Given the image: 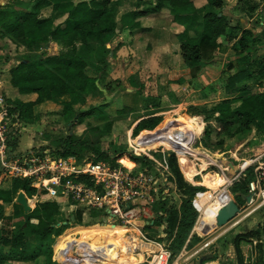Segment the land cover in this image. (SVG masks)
I'll list each match as a JSON object with an SVG mask.
<instances>
[{
	"label": "rangeland",
	"instance_id": "374dc122",
	"mask_svg": "<svg viewBox=\"0 0 264 264\" xmlns=\"http://www.w3.org/2000/svg\"><path fill=\"white\" fill-rule=\"evenodd\" d=\"M236 1L225 0L222 12L227 16L229 24L235 27L233 33L237 40L242 36L246 27L255 30L254 34L257 35L253 41L255 40V43L259 46L257 52L248 61L240 62L244 58V54L241 53L239 43L237 41L229 43L228 38L225 37V39H222L224 43L218 44L207 51L205 61L209 63L211 58L214 60L212 62L214 67L212 73L211 71L203 72L201 68H198V87L193 88L198 89L197 93L186 99L184 97V99L171 97L167 80L164 85L162 80L159 87L156 79L149 80L148 85L143 83L145 87L143 86L142 95L134 101L135 109L139 113L130 115L127 109L119 113L116 105L115 109H112V115L115 118L113 131L102 140V149L112 154V156L127 150L135 156H144L150 160V162L145 163L137 162L131 170L152 176L154 183L159 186V198L152 205L153 216L146 217L144 225L140 221H136V226L131 227H140L141 237L144 241L153 243L159 246L161 251L166 252L169 259L168 264H201L204 259L212 257H217V262L214 264H238L233 247L235 241H239L241 244L243 264H264V182L260 181L256 191L252 192L250 189V184L256 182L260 177L259 172H261V169L264 170V111L257 115L260 120L259 125H253L250 131L242 132L233 139H224L223 146L220 148L214 146L217 142L215 138L211 142H207L203 138L204 119L206 118L209 124L215 126V118L218 115H215V111H220L226 107L225 100L229 98V95L225 92V86L231 75L240 70H246L249 73V80L240 84L239 86H242L240 88L244 89L250 86L255 89L254 91H264V89L258 88L261 81L260 72L264 67V31L262 30L264 28V0H251L262 6L261 9H257L258 11H254L253 16L250 14L249 20H244L243 24L240 22V8L236 5ZM69 5L73 4H66V6ZM141 5L140 0L127 1V7L132 6L131 10H133V13L129 14L143 12ZM166 11L169 12V9H166ZM169 19L170 16L163 21L162 25L164 27ZM253 41H250V43L253 44ZM7 45L5 48L0 49L4 55V60L9 61L11 58H15L17 61L21 60L24 51L16 48L9 41ZM216 48H219L221 52L212 55ZM230 64H233V69H230ZM104 76L99 85L103 92H107V95H105L106 101L108 99L111 101L123 84L108 73ZM124 85L127 88L128 84L124 83ZM182 101L195 102L194 109H190L193 107H188L189 104L182 107L176 106ZM119 106L121 109L124 108L121 103ZM148 106H160L164 120L158 128L150 132L145 131L136 141L137 137H130V127L135 120V116L148 114L145 111ZM193 113H196L194 115L197 116H193ZM129 118H132V120H129ZM108 120L109 118L104 119L105 124ZM51 123H53V120H51ZM99 126L104 128V123L99 124ZM82 131L81 128H77L76 134L88 141L87 136L84 137ZM30 132V135H33L32 131ZM92 138H95L93 143L99 140L98 135H94ZM54 139L56 138L51 137L49 140ZM79 152H81L79 153L81 157L79 159L83 160L88 157L89 160L94 161L87 150L83 149ZM172 155L176 156L178 166L183 171L184 180L192 185L204 186L207 190V192L197 194L193 199L195 208L199 210L200 220L202 218L208 219L203 214L205 207L222 191H227L233 183L242 182L248 188L247 194L242 196V202L240 203L228 190L229 196L231 195L230 207L236 206L237 212L232 214L225 207V209L222 208L221 213H219L222 214L219 221L205 225L203 232L207 235L200 234L203 237L200 242L195 241L190 236L184 247L177 251L175 255H172L168 249L169 242H161V238L165 237L163 226H167V224L163 222V226H160L158 214L164 206L169 208L174 204L179 208L182 200V193L177 188L176 182L169 180L167 177L174 178L169 167ZM109 161L111 160L109 159ZM121 164L125 166L124 163ZM125 167L130 168L131 166ZM27 195L31 197L30 194ZM63 200L62 203L64 204L61 207L57 221L59 224L65 221L70 224L65 226H59L58 224L57 227H53L54 230L60 229L62 231L59 238H56L58 237L57 234L53 233L54 257L60 263L68 264L67 259L70 257L69 264H117V262L119 264H153L155 253H143L147 256L145 260L141 257H139L141 260H136L134 255H140L141 252L130 251V247L134 243V234L139 235L135 229L126 227L115 230L110 226L108 228L104 226L72 228L71 212L75 209V206L71 201ZM4 204V201H0V236L7 230L18 232L24 227L22 209L14 206L11 210H7ZM67 205L71 206L68 207ZM100 214L101 212L97 211V217ZM102 217L104 216L101 215ZM149 221L156 222L155 226H150ZM25 232L28 234L26 230ZM75 234H80V237L76 238ZM68 240L71 242L78 240L79 245L78 243L69 244L67 243ZM94 240L95 242L104 240V243L97 245ZM28 248L29 257L31 261L35 262L34 264L47 262L46 258L38 256V249L35 244L29 243ZM92 250L99 254V260ZM209 263L212 264V262ZM8 264L16 263L10 261Z\"/></svg>",
	"mask_w": 264,
	"mask_h": 264
},
{
	"label": "trees",
	"instance_id": "16d2710c",
	"mask_svg": "<svg viewBox=\"0 0 264 264\" xmlns=\"http://www.w3.org/2000/svg\"><path fill=\"white\" fill-rule=\"evenodd\" d=\"M54 0H17L14 4L6 3L0 6V43L1 48H5L4 41L9 39L17 48L26 51L17 67L10 71V83L21 95L36 94L37 100L33 103H22L19 101L7 102L11 112L17 114L21 119L33 111L36 104L45 100H53L62 95H71L73 102L80 96L89 93H101L100 77L91 78L85 73V69L90 67L97 73H107V59L111 50L107 49L105 41L115 36L117 24L115 21V10L123 0H78L79 3H72L66 9L62 4H55ZM156 6L151 9L153 12H160L169 9L173 16V30L180 43V55L185 67L197 72L206 57L207 51L212 45L204 42L201 35L194 34L199 21H202V34L209 39H219L226 37L229 43L237 41L241 48L244 58L240 62H246L257 52L259 46L253 39L257 34L251 30H244L242 36L238 38L234 35L235 27H232L227 16L222 12L225 0H207L204 8L205 15L200 17V10L196 8L191 0H155ZM67 4V3H66ZM53 6L55 12L68 15L67 27L55 26L54 18L43 17V11ZM238 6L253 10L255 6L251 0H238ZM145 13L134 14L135 19ZM179 29H181L179 31ZM98 41L101 46L93 49L88 41ZM51 41L61 43L63 49L57 56L47 57L44 49ZM253 41V44L250 43ZM78 43H81L85 51L89 53L88 58L80 56ZM230 64V69H233ZM193 72V73H194ZM261 81L258 88L264 89V67L260 72ZM249 80V73L240 70L231 75L227 80L225 92L229 98L225 100L226 107L220 111H215L216 125L213 126L205 121L203 138L207 142L216 139V147L223 146L224 139H233L242 132L252 129L255 124H260L257 117L258 113L264 111V91H254L252 87L240 88V84ZM174 84L180 85V83ZM106 106V104H104ZM65 108L71 109V104H66ZM190 109H194L190 108ZM189 109V110H190ZM126 108L121 111L124 112ZM120 113V112H119ZM196 113H198L196 111ZM196 113H193L196 114ZM201 114V113H200ZM89 112H78L68 118L71 125L83 123ZM75 119L78 121L75 122ZM163 117L151 116L141 120L134 128L133 136L136 141L145 131H151L159 127L163 122ZM113 126V122L107 121L104 128L99 127L89 129L100 131V135L105 136ZM85 138H79L70 132L64 138L49 140L48 149L54 157L76 156L78 159L79 151L87 150L94 161H106L111 164L124 163L125 166L132 168L137 162H150L144 156H135L127 150H123L117 155L112 156L109 152L100 147H93ZM50 139V138H49ZM11 151H14L17 144L13 140L9 143ZM109 159L111 161H109ZM82 159H79L81 161ZM169 167L172 175L167 176L169 180L175 181L177 188L182 193V200L179 208L172 205L169 208L164 206L159 214V224L167 223L164 229L165 237L161 242H169L168 249L172 255L181 250L199 219V212L193 205V199L200 192H206L204 186H196L187 183L184 175L178 166L175 155L170 157ZM20 190L33 195L37 192L31 186V182L26 179H18L13 182L10 190L0 188V201L12 202L13 196ZM230 194L242 202V196L246 195L248 188L242 182H235L229 187ZM61 203L49 198L47 192H43L41 202L28 215H24L26 225L18 232L7 230L0 236V248H7L8 253L2 254L0 250V264H8L10 261L28 262L29 257L28 241L34 243L38 249V256H44L47 264H56L52 261L53 233L60 235V229L54 230L53 225L57 223V216L60 212ZM23 215V214H22ZM221 215V214H220ZM219 215V216H220ZM218 216V217H219ZM202 218L196 226L193 238L200 242L207 235L203 231L205 225L215 222ZM11 219V218H9ZM28 231V234L25 232ZM233 247L237 257V263L243 264V253L239 241L233 242ZM206 261L217 260V257L206 258ZM117 264H119L117 262Z\"/></svg>",
	"mask_w": 264,
	"mask_h": 264
},
{
	"label": "crops",
	"instance_id": "0c3cea01",
	"mask_svg": "<svg viewBox=\"0 0 264 264\" xmlns=\"http://www.w3.org/2000/svg\"><path fill=\"white\" fill-rule=\"evenodd\" d=\"M16 1L0 0V6L6 4L7 2L14 4ZM69 1H71L75 5L76 3H79L78 0H54L53 6L55 4L66 5V3H68ZM98 1H102V0H98ZM127 1L129 0H123L122 3L117 6L114 15L117 24L116 33L115 36H112V38L105 41V45H104L107 49L111 50L107 59V65H108L107 73L112 77H115L116 80L118 79V81L123 84L122 87L118 90L119 92L112 97L111 101L110 99L106 101L105 95H107V92H103L102 88L100 89L101 93L98 94L89 93L80 96V98L74 102L71 95H62L54 98L53 100H45L42 103L36 104L33 107V111L31 113L26 114L24 119H21L18 115H16V121L14 120L13 128L15 130L14 131L15 141L17 146L13 151L12 154L13 157L17 158L29 153L51 154L50 150L48 149L49 138L51 137H55L56 139L64 138L70 132L74 133L76 136L81 138L80 135L76 134L77 128H81L83 130L82 134L84 135V137L86 136L89 137V139L92 142L91 145L93 147L102 148V140L104 139L105 136L109 135L110 132L113 131L114 126H112L111 130L108 133H106L105 136L102 137V135H100V131L89 130V124L91 125V128L98 127L99 124L101 123L105 124L104 119L106 118L107 119L109 118L108 121L114 123L115 118H113L112 109H115L116 105L118 112H121L126 108L128 112H130V115L134 113H139L138 110L135 109L134 101H136V99L140 97V95H142L141 93L143 86L145 87L143 83H146L148 85L149 80L156 79L158 87L161 85L162 80H163V85L164 82L167 80V82L169 83L170 94L171 97L173 98L184 97L186 99L187 97H190L195 93H197L196 91L198 89H193V88L198 87L197 83L199 82L198 79L199 71L194 72L191 69L185 67V65L183 64L180 55V43L177 39L175 31L173 30V16L171 15L170 11L168 12L166 11V9H163L160 12H153L151 11V9L155 8L156 6L155 0H140V4H142L141 10L145 14L135 19L134 14L137 13L134 12V14H129V13H133V10H131L132 6H128L130 8L127 7ZM135 1L136 0H133V2ZM191 1L194 3L196 8L200 10V17L203 18V16L205 15L204 8L207 5V0H191ZM251 4L255 6V9L250 11L244 8V10L246 11L243 12V8L239 7L240 8L239 13L241 14L240 17L241 23L244 20L248 21L249 15L252 14L253 16L254 11H256L258 8L261 9L262 5L255 4L252 1ZM236 5H238V0L236 1ZM53 6L43 11V17L45 18L53 17L55 26H61L62 29H65L68 25L67 23L68 15L55 12ZM64 7L66 9L68 6H64ZM168 15L170 16V19L167 25L164 27L162 23L165 19H167V17H169ZM180 30L181 29H179V31ZM244 30H251L252 32L255 33V30L252 29L251 27L248 28L246 27ZM262 30L264 31V28H262ZM194 34L196 35L198 34L199 36L201 35L205 43L212 46H216L218 44L224 43V40L222 39H225V37H221L219 39H209L205 37L202 34V21H199V24L196 27ZM8 41L12 45H14L9 39L5 40L3 45L8 46L7 45ZM88 44L93 49H97L101 46V43H99L98 41L89 40ZM14 46L16 47V45ZM77 47H78L79 55L88 58L89 53L85 51L84 46L81 43H78ZM0 49H2L1 43H0ZM62 49L63 47L61 43L56 41H51L50 44L44 49V51L46 56L49 57V56H57L58 54H60ZM22 50L24 51L25 54L26 51L24 49ZM220 52L221 51H219V48H216L214 49L212 55L219 54ZM3 56L4 55L0 51V99L4 100V102L6 103L9 101L11 102L19 101L22 103L35 102L38 98L36 94L21 95L16 89L12 87L10 83L11 80L10 71L11 69L18 66L20 60L17 61L15 58H11L9 61H5L4 60L5 58H3ZM213 61L214 60H212L211 58V60L208 63L205 61L204 58L202 64H205L206 66L201 64L200 67L201 70H203V72L211 71L212 73V70L214 68L212 63ZM85 73L88 77L91 78L98 77L99 79L100 77L101 78L100 82L102 81V78L105 77L104 76L105 74L103 73L99 74L96 72L95 69H92L90 67H87L85 69ZM211 81L213 82V80ZM173 82L180 83V85L174 84ZM124 83L128 84L126 86L127 88H125ZM206 83L209 84V82L207 81ZM120 103L122 107H124L123 109L120 108L119 106ZM66 104H71V109L65 108ZM104 104H106V106ZM185 104L186 105L189 104L188 107H195V102L188 103L185 101H182V103L176 106L182 107ZM148 107L147 110H145L148 112V114L139 117L135 116V120L132 122V125L130 127L131 128L130 137L131 136L134 137L133 136L134 128L141 120L151 116L163 117L161 114L163 113V111H161L160 106H155V107L152 106L149 108ZM78 112H89L90 116L86 117L83 123H79V124L76 123V125L72 126L71 121H69L68 118L72 117L73 114H76ZM118 112L116 113L118 114ZM193 116L196 117L197 115H193ZM51 120H53V123H51ZM129 120H132V118H129ZM77 121L78 120L75 119V122ZM99 128H100L99 130L102 131L103 127L99 126ZM204 130H205V126L203 124V134H204ZM30 131H32L33 135H30L31 133ZM94 135L99 136L98 142L93 143L94 139L96 138V137L92 138L94 137ZM18 179L21 178H15L11 173L0 169L1 189L10 190L12 188L13 182ZM43 192L44 191L38 190L35 194L30 195L31 197H29V195H27L25 191L20 190L13 196L12 202L10 203L5 202L4 206L7 210H11L14 206H18L19 209H22L21 212L23 214V219H24L23 222L25 227L26 222L24 215L30 214L36 208L37 204L41 202ZM22 195L24 198L23 200L21 197ZM63 199H67L68 201H71L75 206V209H73L71 212V221H73L72 228L73 227L91 228L97 226L98 227L104 226L106 228H108V226L111 227V222L109 221L110 218L106 215V213H104L101 210H97L94 207H91L89 205V200L87 198H84L81 201H78L68 196H58V198L56 199H51L54 201L57 200L61 203L60 211H61V207L64 204L62 203L64 201ZM67 206L70 207L71 205H67ZM97 211L101 212L99 217H97L96 215ZM147 211H148L147 213L148 217H152L154 213L152 211V206L148 207ZM141 213H142L141 216H139V218L136 221L137 222L140 221L142 225H144L146 216L143 215L144 212L141 211ZM101 215L104 217L101 218ZM199 220H200V213H199V219L194 227L192 234L190 235L191 238H193L192 236L195 233V229L199 223ZM148 223L150 226L154 227L156 222L149 221ZM58 224L59 223L57 221V223L53 225V227H57ZM68 224L70 223L68 221H65L62 224H59V226H65ZM165 227L166 226H163V235H164ZM129 228L135 229L138 232L137 234H139V235L134 234V242L138 239L143 240V237H141L142 236V233L140 231L141 229H139L140 227H129ZM61 235L62 233L60 235H57L58 237L56 238H59ZM75 236L76 238H78L80 237V234L78 235L75 234ZM75 241L76 242H71L70 240H68L67 243L69 244L78 243L77 242L78 240ZM31 242H32L31 238H29L28 245ZM94 243L100 245L104 243V240H98L96 242L94 240ZM53 246H54V239L52 243V261L55 262L56 264H63L60 263L56 257H54L55 253L53 250L54 248ZM0 250L2 254L8 253L7 248L4 249L0 248ZM92 252L99 260V254L95 252V250H92ZM143 253L146 252H141L140 255L137 254L134 255L135 259L141 260L139 259V257H141L142 259L145 260L147 256ZM40 257H44V256H40ZM67 261L69 264L70 257H68ZM209 262H212V264H214L217 261L216 260L206 261L204 259L203 263L201 264H211ZM15 263L34 264L35 262L15 261ZM41 264H47V262Z\"/></svg>",
	"mask_w": 264,
	"mask_h": 264
},
{
	"label": "built area",
	"instance_id": "2783aa9c",
	"mask_svg": "<svg viewBox=\"0 0 264 264\" xmlns=\"http://www.w3.org/2000/svg\"><path fill=\"white\" fill-rule=\"evenodd\" d=\"M16 115L0 99V169L15 178L29 180L33 188L47 192L51 199L87 198L91 207L106 213L112 229L135 226L141 211L148 217L147 208L159 198V186L150 175L135 172L121 163L113 165L88 157L81 161L76 156L54 157L49 153L13 157L9 143L15 140ZM259 173L256 182L250 184L252 192L258 189L260 181L264 182V170ZM168 260L167 253L161 251L155 255L153 264H168Z\"/></svg>",
	"mask_w": 264,
	"mask_h": 264
},
{
	"label": "bare ground",
	"instance_id": "6f19581e",
	"mask_svg": "<svg viewBox=\"0 0 264 264\" xmlns=\"http://www.w3.org/2000/svg\"><path fill=\"white\" fill-rule=\"evenodd\" d=\"M169 140H171V139L169 138ZM171 145H173V144H171ZM229 204H230L229 193L227 191H222L215 199L211 200V202L205 207L203 214L209 220H215L220 215L219 213H221L220 212L221 209L226 207Z\"/></svg>",
	"mask_w": 264,
	"mask_h": 264
},
{
	"label": "water",
	"instance_id": "95a60500",
	"mask_svg": "<svg viewBox=\"0 0 264 264\" xmlns=\"http://www.w3.org/2000/svg\"><path fill=\"white\" fill-rule=\"evenodd\" d=\"M21 197L23 200L24 199L23 195ZM230 203H231V201H230ZM225 208L228 209L232 214H235L237 212L236 206L230 207V204H229ZM221 216H222V214L218 217V219L216 221H219ZM130 251H132V252H153L155 254H158L161 252V248L159 246L153 244V243L138 239L133 243V245H131Z\"/></svg>",
	"mask_w": 264,
	"mask_h": 264
}]
</instances>
